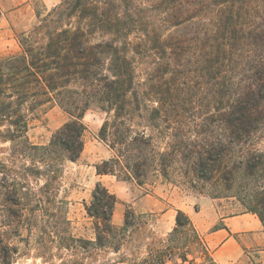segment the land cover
I'll list each match as a JSON object with an SVG mask.
<instances>
[{
  "label": "trees",
  "instance_id": "1",
  "mask_svg": "<svg viewBox=\"0 0 264 264\" xmlns=\"http://www.w3.org/2000/svg\"><path fill=\"white\" fill-rule=\"evenodd\" d=\"M133 1L60 0L45 15L37 11L39 22L18 35L17 53L0 56V142L20 143L12 165L30 160L52 168L55 177L63 156L72 162L81 158L85 115L98 108L107 113L100 136L115 155L98 163L97 173L152 186L159 173L167 175L177 150L157 151L149 130L164 137L178 134L169 133L182 123L176 100L193 82L212 87L217 107L211 120L222 131L219 139L195 144L185 155H197L198 177L212 181L222 174L227 189L243 171L264 180V152L256 147L264 132V0H147L163 14L155 23ZM51 103L70 119L48 144H34L30 121ZM239 147L250 149L237 155ZM22 178L0 160V193L20 211L27 208ZM117 202L116 194L98 182L86 205L101 245L131 224L130 210L123 227L113 224ZM253 202L249 208L264 226V184L256 186ZM186 230L195 234L207 264H219L181 209L169 234L173 245L146 264H165L172 254L186 264L187 238L176 236ZM3 242L0 236V263L9 264Z\"/></svg>",
  "mask_w": 264,
  "mask_h": 264
},
{
  "label": "rangeland",
  "instance_id": "2",
  "mask_svg": "<svg viewBox=\"0 0 264 264\" xmlns=\"http://www.w3.org/2000/svg\"><path fill=\"white\" fill-rule=\"evenodd\" d=\"M59 3L60 0H0V56L17 53L20 50L18 35L28 32L39 22L37 11L45 15ZM133 4L143 7L142 15L150 23L162 21L163 14L156 12L149 1L134 0ZM141 76L144 77L143 74ZM194 84L191 82L190 87L185 86L176 100L182 123L177 131L174 129L169 133L178 134L164 137L162 131L149 130L154 133L157 151L177 150L176 162L168 169L167 175L159 173L152 186H141L135 179L117 178L125 182L121 193L128 188L134 197H140L152 193L154 186L159 185L162 191L159 197L163 201L161 207L190 204L193 214L201 209L197 218L206 229L200 234L213 253L208 237L215 226H223L222 218L241 214L259 217L249 207L254 203L256 186L264 184V180L243 171L236 177L234 186L227 189L222 174H217L212 181L198 177L197 155H185L195 144L199 147L219 139L222 131L211 120L217 107L212 87L204 84V88H199ZM106 117L107 113L98 108L87 111L84 153L77 162L63 156L55 167H59L55 177L52 168L45 165H38L40 172H37L38 167L30 160L21 159L12 165L11 159L20 143L0 142V160H7L18 170L27 193L23 201L27 208L23 211H20V206L4 200L0 193V236L3 244L9 247V264H146V260H156L160 251L173 245L169 234L174 228L170 230L161 210L137 211L128 202L120 203L121 209L114 211L112 222L116 228L123 227L125 215L130 210V226L117 233L110 243L101 245L98 242L96 220L88 214L86 205L90 204L97 183L96 164L115 155L100 136ZM69 119L57 104H47L30 121V141L48 144ZM168 141L174 143L172 148ZM256 147L264 152V132ZM248 149L239 147L235 152L243 155L249 152ZM195 197L206 198L208 204L203 207L202 203L193 202ZM215 214L219 220L208 226L209 219ZM176 236L182 241L187 238L186 264L208 263L191 230ZM245 254L241 264H264V245H256ZM165 261V264H183L182 257L174 254L166 256Z\"/></svg>",
  "mask_w": 264,
  "mask_h": 264
},
{
  "label": "crops",
  "instance_id": "3",
  "mask_svg": "<svg viewBox=\"0 0 264 264\" xmlns=\"http://www.w3.org/2000/svg\"><path fill=\"white\" fill-rule=\"evenodd\" d=\"M96 174L97 183L101 182L111 192L116 194L118 202L115 210L121 209L120 203L123 204L127 202L130 204L132 203L131 207L135 208L137 211L161 210V216L168 220L170 230H172L176 224L177 211L181 209L189 214L199 233L205 231V224L197 218V214L199 216L202 212L201 209L195 211L193 214L190 204L177 207L169 204V206L163 205V207H161L163 201L159 197V195L162 196L161 187L159 185L154 186L152 193L134 197L132 190L128 188L124 193L120 192V190L125 187V185H123L125 182L119 180L115 175L98 174L97 169ZM189 202L192 201L189 200ZM193 202H200L203 204V207L208 204L207 199L201 197H195V201ZM218 220L219 217L215 214V216L209 219L208 226L215 224ZM222 222L223 226L210 231L208 237L209 245L213 246L212 255L219 264H241L248 249L256 245H264V226L259 217L256 218L254 215L241 214L224 217L222 218Z\"/></svg>",
  "mask_w": 264,
  "mask_h": 264
}]
</instances>
